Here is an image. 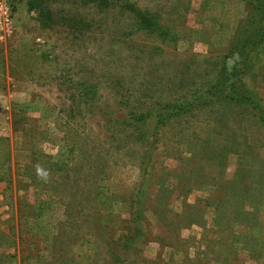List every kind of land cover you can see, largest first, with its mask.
Masks as SVG:
<instances>
[{
	"label": "rangeland",
	"instance_id": "rangeland-1",
	"mask_svg": "<svg viewBox=\"0 0 264 264\" xmlns=\"http://www.w3.org/2000/svg\"><path fill=\"white\" fill-rule=\"evenodd\" d=\"M6 1L0 264H264V0Z\"/></svg>",
	"mask_w": 264,
	"mask_h": 264
},
{
	"label": "trees",
	"instance_id": "trees-1",
	"mask_svg": "<svg viewBox=\"0 0 264 264\" xmlns=\"http://www.w3.org/2000/svg\"><path fill=\"white\" fill-rule=\"evenodd\" d=\"M81 1H83V0H81ZM98 0H86V2H85V5H89V7L91 6L90 4L93 2V4L94 5H92V6H95V4H97V3H99V2H97ZM103 3L104 4H108L109 3V0H103ZM100 5H102L101 3H99ZM97 7H99V6H97ZM100 8V7H99ZM260 9V13H262L263 15H264V6H260L259 7ZM142 19H141V23H143L144 24V26L147 28V29H153V30H157L160 34H162L163 36H164V34L165 33H163V29H162V27H161V25L158 23V20L156 19V20H153V21H149V20H147V19H145L144 18V16L142 15V17H141ZM263 22H264V20H263ZM261 32L262 31H260V33H257L256 35H255V39H257L256 41L259 43V44H263V42H264V35H262L261 34ZM253 38H254V36L252 37H250L247 41H246V44L248 45L249 43H251V41H253ZM246 48V46L244 45V47H243V49H242V52H243V50ZM251 48H252V46H251ZM245 52H243V54H244ZM231 78V75H228L227 77H226V80L228 81L229 79ZM131 241V239L129 238V242Z\"/></svg>",
	"mask_w": 264,
	"mask_h": 264
},
{
	"label": "built area",
	"instance_id": "built-area-1",
	"mask_svg": "<svg viewBox=\"0 0 264 264\" xmlns=\"http://www.w3.org/2000/svg\"><path fill=\"white\" fill-rule=\"evenodd\" d=\"M7 1L6 0H0V12L3 9H6L7 5H6Z\"/></svg>",
	"mask_w": 264,
	"mask_h": 264
}]
</instances>
